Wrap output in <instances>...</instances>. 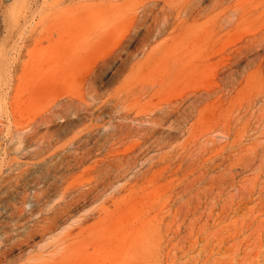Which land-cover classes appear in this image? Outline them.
<instances>
[{
    "label": "rangeland",
    "instance_id": "1",
    "mask_svg": "<svg viewBox=\"0 0 264 264\" xmlns=\"http://www.w3.org/2000/svg\"><path fill=\"white\" fill-rule=\"evenodd\" d=\"M0 264H264V0H0Z\"/></svg>",
    "mask_w": 264,
    "mask_h": 264
}]
</instances>
